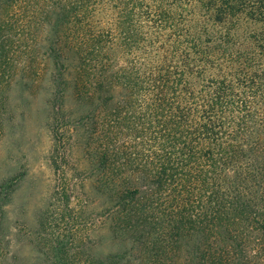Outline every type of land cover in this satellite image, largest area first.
<instances>
[{
    "label": "trees",
    "instance_id": "1",
    "mask_svg": "<svg viewBox=\"0 0 264 264\" xmlns=\"http://www.w3.org/2000/svg\"><path fill=\"white\" fill-rule=\"evenodd\" d=\"M43 1L54 82L100 101L94 122L111 126L110 142L123 127L146 148L114 193L138 250L157 248L138 264H264V0L155 3L162 30L148 36H168L138 64L135 49L153 44L130 22L141 0H103L123 8L115 38L90 22L102 0ZM135 98L141 114L120 117Z\"/></svg>",
    "mask_w": 264,
    "mask_h": 264
},
{
    "label": "rangeland",
    "instance_id": "2",
    "mask_svg": "<svg viewBox=\"0 0 264 264\" xmlns=\"http://www.w3.org/2000/svg\"><path fill=\"white\" fill-rule=\"evenodd\" d=\"M163 2L141 0L132 9L130 22L145 37L161 29L154 23V6ZM43 3L0 0V260L138 264L152 259L157 248L138 250L141 244L133 242L137 223L126 220L114 196L122 188L125 170L143 165L146 148L123 127L110 142L111 126L94 122L100 101L77 97L73 85L63 90L54 82L58 68L48 58L53 21L46 19ZM122 11L118 2H92L90 22L115 38ZM165 29L156 31L159 38L148 36L153 44L139 45L129 61L138 64L153 57L168 36ZM120 64L132 65L123 60ZM116 98L102 101L107 108L98 109L99 122H109L105 111ZM145 101L135 98L119 116H138ZM108 148L113 156L103 157Z\"/></svg>",
    "mask_w": 264,
    "mask_h": 264
}]
</instances>
